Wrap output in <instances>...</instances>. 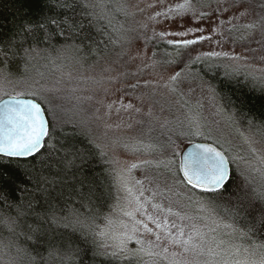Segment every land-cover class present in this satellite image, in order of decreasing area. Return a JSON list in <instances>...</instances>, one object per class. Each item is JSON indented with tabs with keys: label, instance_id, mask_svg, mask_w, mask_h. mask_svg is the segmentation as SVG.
Returning a JSON list of instances; mask_svg holds the SVG:
<instances>
[{
	"label": "snow or ice",
	"instance_id": "1",
	"mask_svg": "<svg viewBox=\"0 0 264 264\" xmlns=\"http://www.w3.org/2000/svg\"><path fill=\"white\" fill-rule=\"evenodd\" d=\"M39 6V18L24 13L11 27L0 24V264H264V147L255 146L264 145V111L257 115L246 100L237 104L209 84L213 99L226 101L221 108L229 110L247 155L214 138L199 118L161 121L154 112L167 104L157 99L159 89L180 95L198 63L212 75L223 66L224 79L251 80L264 106V66L250 63L264 65V54L253 55L264 51V0H154L152 27L143 23L140 31L113 23L119 14L135 15L126 0ZM225 27L242 34L217 43L238 41L239 50L198 51L215 34L223 37ZM147 69L153 79H143ZM15 85L23 87L9 90ZM93 105L99 107L89 113ZM122 112L130 114L127 121ZM93 122L110 144L92 135ZM157 124L160 136L153 138ZM134 125L132 142L108 137ZM117 146L163 157L155 167L166 170L164 187L135 179L139 163L115 167L119 161L107 149ZM97 159L108 166L110 201L90 196L66 208L64 190L83 188Z\"/></svg>",
	"mask_w": 264,
	"mask_h": 264
},
{
	"label": "rangeland",
	"instance_id": "2",
	"mask_svg": "<svg viewBox=\"0 0 264 264\" xmlns=\"http://www.w3.org/2000/svg\"><path fill=\"white\" fill-rule=\"evenodd\" d=\"M154 0H126L127 5V11L129 13H135V15H129L127 18L124 17L122 14L118 16V23L124 24V29H136L137 31H140V25L143 23H148L150 28L152 27L151 21L148 20V16L156 11V9L148 8V4L153 3ZM175 0H165V3H173ZM138 8H143L144 11L140 12L138 11ZM157 28L160 26L157 25ZM224 31L225 35L221 37L219 33L215 34L213 36V39L211 41H205L201 45L197 46L198 51L200 52H207V51H224V50H230L231 47H236L237 50H239V42L237 41L235 44L231 43H223L218 44L217 41H229L232 37H238L242 33L238 32H232L228 33L227 28L225 27L222 29ZM135 33H130V35H134ZM149 35L151 32L148 33ZM259 33H257V36ZM252 47H255L256 45H251ZM261 54H264V51L255 53L253 55L259 56ZM187 55V54H186ZM195 53H193V56ZM158 58L163 59L164 58V51L159 50L158 51ZM218 63L221 64H227L228 61H219ZM250 63L254 64L257 68L264 66L261 64L259 60L253 59L250 61ZM130 71H135L134 65L128 66ZM162 69L158 68L157 71H161ZM252 69H242V72L245 71H251ZM153 70L147 69L144 73L143 79H153L152 76ZM15 87L17 91L20 90L22 85H15V86H9V90H12V88ZM183 92L180 95H169L167 93L166 89H159L160 93H162L161 96H158L157 99L166 100L167 104L165 105V110L161 112L159 110V105H157L154 108V112L157 116L160 117V120L163 121L165 118L168 120L175 121L177 117L184 119L185 114L188 116H192L195 118H199L202 123H204L207 128L211 129L212 135L214 138L219 139L220 141L225 143L226 147H231L233 152H239L241 155H247L248 149L247 145H245L240 138V136L237 134V128L236 126H233L229 119L228 114L229 111L224 108H221V102L219 101L218 97L216 96L215 99H213V94L211 91H209V84L204 81L200 80V72L197 70H191V74L188 75L185 83L183 84ZM143 91V90H141ZM139 94V93H138ZM119 96V93L116 94ZM115 97H109L108 99H114ZM126 102L127 99L125 98ZM179 101V103H177ZM187 102L185 107L181 108L180 104H183L184 102ZM168 105H171V110H169ZM202 105V107H201ZM85 107H88V105H85ZM95 107H99V105H93L92 108H89V113L94 110ZM191 109V111H190ZM104 109L101 108V113H103ZM129 113H121V116L127 121ZM120 117H117L115 113H113L112 121H118ZM135 119H144L147 120V117L144 116H135ZM95 123V122H93ZM96 129H95V137L99 138L98 142L103 144H110V140L106 137H104L103 133L105 129L103 126H98L96 123ZM147 125H145L146 127ZM138 127L134 125L133 129L131 130H124V129H113L108 132V137L112 139L120 138L123 141H131V138L134 135L138 134ZM157 131L152 134L153 138L160 136V129L159 125H156ZM259 137V136H258ZM257 139L259 140V137ZM143 139H147V137H143ZM161 140H164L163 137H160ZM166 139V138H165ZM257 148L264 147V145L257 143L255 145ZM108 155L110 158H115L119 161L115 167H124L127 168L132 163H139L142 165L141 168L133 171L132 175L135 179H140L145 182L146 187H152L155 188L156 184L159 183L160 187H164L165 183V176H166V170L161 168H156L155 164L157 159H161L163 157H157V156H147L143 153H136L132 154L129 150L124 148L123 146H117L114 150L112 148H108ZM145 160H151L152 163L150 165H144L143 161ZM153 181V183L149 184V181ZM167 183L171 184L172 180L171 178L168 179ZM150 194V193H146ZM167 203V201H165Z\"/></svg>",
	"mask_w": 264,
	"mask_h": 264
},
{
	"label": "trees",
	"instance_id": "3",
	"mask_svg": "<svg viewBox=\"0 0 264 264\" xmlns=\"http://www.w3.org/2000/svg\"><path fill=\"white\" fill-rule=\"evenodd\" d=\"M40 11L39 0H0V24L11 27L13 18L16 17L21 19L23 18L24 13H27L29 17L39 18ZM119 15H121L120 18L123 19L122 14ZM119 15H117V18L113 21V23L117 26L119 25L116 22L121 20L120 19L118 21ZM85 30L87 31L88 29L86 28ZM94 35L97 38H100V33H94ZM160 50L164 51L163 48ZM192 69L199 71L200 80L202 79L208 84L215 85L217 87L218 93L222 94L224 97L231 96V98L235 100L237 104H239L240 100H246L248 105L253 107V111L256 112L257 115H259L261 111H264V106H262L259 100L258 90H252L251 80H249L248 83H244L243 75H240L236 78L224 79V73L226 69L223 66L215 68L213 71L216 74L212 75L207 72L205 63L195 64L193 65ZM217 97L221 104L226 103L225 100L221 99L220 95ZM89 127L91 128L92 135L95 136V123H92L89 125ZM69 131H72L71 126H69ZM163 138L165 139L166 137ZM76 140L77 143L83 142L85 148L90 147L86 141H82L81 137L78 136ZM108 158H110L109 155ZM107 167L108 166L106 165L100 164L97 159V162L91 164L87 169V184L83 188H80L79 185H77L76 191L65 189L63 201L67 202L66 208H78L80 207L81 202L86 204L90 196L94 199L99 198L102 204L110 201L113 190L110 188L112 180L108 175ZM12 171L14 174H16L15 170Z\"/></svg>",
	"mask_w": 264,
	"mask_h": 264
}]
</instances>
